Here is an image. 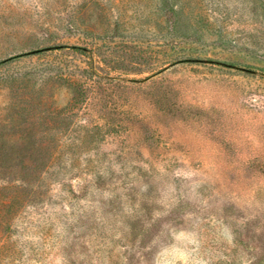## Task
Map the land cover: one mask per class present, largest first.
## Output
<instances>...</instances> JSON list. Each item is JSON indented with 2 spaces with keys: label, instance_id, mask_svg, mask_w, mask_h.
Segmentation results:
<instances>
[{
  "label": "rangeland",
  "instance_id": "374dc122",
  "mask_svg": "<svg viewBox=\"0 0 264 264\" xmlns=\"http://www.w3.org/2000/svg\"><path fill=\"white\" fill-rule=\"evenodd\" d=\"M0 264H264V0H0Z\"/></svg>",
  "mask_w": 264,
  "mask_h": 264
},
{
  "label": "trees",
  "instance_id": "16d2710c",
  "mask_svg": "<svg viewBox=\"0 0 264 264\" xmlns=\"http://www.w3.org/2000/svg\"><path fill=\"white\" fill-rule=\"evenodd\" d=\"M79 50H82L81 48H78Z\"/></svg>",
  "mask_w": 264,
  "mask_h": 264
}]
</instances>
